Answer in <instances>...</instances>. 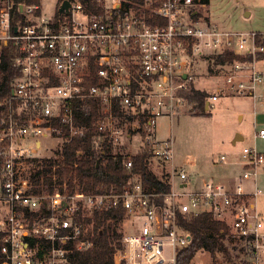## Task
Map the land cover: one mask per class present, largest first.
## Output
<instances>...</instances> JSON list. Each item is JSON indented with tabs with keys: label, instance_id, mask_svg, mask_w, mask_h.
Listing matches in <instances>:
<instances>
[{
	"label": "built area",
	"instance_id": "1",
	"mask_svg": "<svg viewBox=\"0 0 264 264\" xmlns=\"http://www.w3.org/2000/svg\"><path fill=\"white\" fill-rule=\"evenodd\" d=\"M64 1L69 7L60 11ZM205 7L204 0H58L46 17L41 3L0 0V63L12 45L19 71L0 97V264H72L76 251L92 245L88 219L119 207L140 228L123 234L116 264H178L179 250L191 240L179 216L204 212L225 222L258 264L260 189L248 190L245 182L257 180L264 153L244 146V169L233 183L197 179L175 163L173 137L158 136L159 119L173 125L191 88L207 94L209 107L228 95L264 100V33L227 30L206 19ZM227 53L235 58L217 64L219 79L198 85L204 61ZM92 128L111 149L138 143L133 154L115 153L131 173L123 189L41 185L36 171L44 159L63 163L64 145ZM255 137L264 139V129ZM139 153L162 171L168 191L146 189L133 173L131 156Z\"/></svg>",
	"mask_w": 264,
	"mask_h": 264
},
{
	"label": "trees",
	"instance_id": "2",
	"mask_svg": "<svg viewBox=\"0 0 264 264\" xmlns=\"http://www.w3.org/2000/svg\"><path fill=\"white\" fill-rule=\"evenodd\" d=\"M18 2L40 3L41 0H16ZM206 3L209 0H204ZM15 56L12 45L3 49L0 63V97L10 93L11 81L19 74L13 66ZM235 55L227 53L214 60L215 64L224 60H233ZM212 70V69H211ZM213 71V70H212ZM189 106L206 113L207 94L201 90L191 88L187 92ZM95 112L91 111L93 115ZM84 120L92 121L91 115ZM97 130L92 128L85 136L74 137L63 147L65 160L44 159L36 175L43 186L52 187L68 183L73 191L77 185L87 192H100L116 186L120 191L128 182L131 173L123 167L125 157L111 152L107 142L97 141ZM81 151L80 153H78ZM133 173H139L143 185L148 190L168 191L167 181H163L153 172L148 155L139 153L132 155ZM126 218L123 207L114 210L96 212L88 222L93 224L88 230L92 245L74 253L72 264H116L115 254L122 248L123 234L118 231L119 223ZM179 225L191 234V240L183 246L177 255L178 264H188L200 252L207 251L223 264H253L247 253L244 252L238 239L232 237L229 226L223 221L215 219L212 214L204 212L199 215H180ZM216 263V262H215ZM120 264H125L121 262Z\"/></svg>",
	"mask_w": 264,
	"mask_h": 264
},
{
	"label": "rangeland",
	"instance_id": "3",
	"mask_svg": "<svg viewBox=\"0 0 264 264\" xmlns=\"http://www.w3.org/2000/svg\"><path fill=\"white\" fill-rule=\"evenodd\" d=\"M57 2L58 0H41L42 14L46 17L53 16ZM200 9V12L206 15L207 20L227 30L264 33V0H209L206 7ZM202 70L204 76L203 78L198 77V85L213 83L219 79L220 70L213 59L204 61ZM241 103L239 98L222 96L206 110V113L187 106L173 119V125L167 117L159 119L158 136L162 139L173 137L175 163L184 167L190 176L218 179L215 178V172L224 166L221 156L224 155L226 158L230 151L241 154L243 147L251 142L249 117H246L244 121L239 118ZM238 133H242L245 140L237 141L234 146L233 142L232 144L230 142L231 140L235 142ZM48 139L42 138L44 146L50 143ZM252 143L258 151L264 152L263 139H256ZM138 149V143L128 141L123 149L112 148L111 152L115 154L123 150V152L133 154ZM152 167L161 177L162 171L158 169V166L155 164ZM262 218L264 220V214ZM139 228L138 220L131 217L119 223L118 231L124 234L136 232ZM164 254L166 257L171 256L172 251L169 245L165 246ZM194 258L201 264H223L207 251H200ZM258 264H264V250L259 255Z\"/></svg>",
	"mask_w": 264,
	"mask_h": 264
},
{
	"label": "crops",
	"instance_id": "4",
	"mask_svg": "<svg viewBox=\"0 0 264 264\" xmlns=\"http://www.w3.org/2000/svg\"><path fill=\"white\" fill-rule=\"evenodd\" d=\"M203 85H206V84H203ZM226 97H234V98H239L241 100L242 106H240L239 108V112L241 113L239 118L241 121H244L246 117H249L248 118L250 122L249 126H251L249 127V129L251 130V133H250L251 142H249L248 145L252 146L253 145L252 142L256 141V139H259L255 137L256 130L260 128L264 129V100L257 101V100H254L248 97L236 96V95H228ZM208 108L210 107L208 106ZM242 133H238L237 137L235 138V142L231 140L230 143L232 144L233 142V145L235 146L237 144V141L245 140V137ZM226 158L227 160H225V162L223 163L224 166L221 169L216 170L215 172V176H216L215 178H218V179H213V180L219 181V182H225V183H233L238 179V177L243 172L244 164L242 163L241 154H237L236 152L230 151L229 154H227ZM200 178H205V177H200ZM255 184L258 185L260 189V194L254 199V206L257 209V211L261 214V216H263L264 214V166L260 169L257 180L256 181L247 180L245 182V187L248 190H252ZM261 194H263V196H261Z\"/></svg>",
	"mask_w": 264,
	"mask_h": 264
},
{
	"label": "water",
	"instance_id": "5",
	"mask_svg": "<svg viewBox=\"0 0 264 264\" xmlns=\"http://www.w3.org/2000/svg\"><path fill=\"white\" fill-rule=\"evenodd\" d=\"M68 7H69V2L64 1V3L60 7V11H63L64 9H67ZM208 106H209V103L207 102L206 109H208ZM239 138H241V137H239Z\"/></svg>",
	"mask_w": 264,
	"mask_h": 264
}]
</instances>
